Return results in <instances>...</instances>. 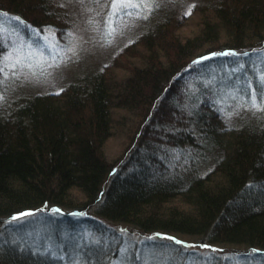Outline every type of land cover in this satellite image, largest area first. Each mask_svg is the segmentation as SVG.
I'll list each match as a JSON object with an SVG mask.
<instances>
[{"label": "trees", "instance_id": "obj_1", "mask_svg": "<svg viewBox=\"0 0 264 264\" xmlns=\"http://www.w3.org/2000/svg\"><path fill=\"white\" fill-rule=\"evenodd\" d=\"M155 5L110 63L54 96L0 108V223L67 206L142 233L246 246L264 261V110L250 106L264 101V0L193 1L178 16L199 19L187 35L169 30V4ZM61 8L0 0V11L40 31L60 29ZM121 59V79L107 80ZM232 92L246 104L234 119L214 103ZM140 111L122 168L109 165L102 148ZM89 251L90 264L104 263ZM0 264L65 263L14 245Z\"/></svg>", "mask_w": 264, "mask_h": 264}, {"label": "rangeland", "instance_id": "obj_2", "mask_svg": "<svg viewBox=\"0 0 264 264\" xmlns=\"http://www.w3.org/2000/svg\"><path fill=\"white\" fill-rule=\"evenodd\" d=\"M54 1L62 7L64 15L61 20H57L56 26L60 29L45 26V29L40 31L28 27L21 18L0 11V61L8 65L14 63L18 55L15 49L21 45V52H35L37 56L42 55L49 64L58 50L67 56L59 66L47 68L46 76L33 75L27 67L23 71L19 67L5 68V72L0 73V108L7 107L4 108L5 113L17 99L36 93L54 96L58 90L72 85L71 83L83 74L95 72L103 63H110L123 44L139 32L140 24H143L141 21L145 20V16L155 4L162 3L165 7L169 4L167 11L173 12V19L177 20V23H171L169 30L177 34H193L197 26H200L196 14L190 19L178 18L182 11L191 6V2L197 0H156L147 9H123L113 20L112 26L117 31L112 43L108 44L104 32L111 11V0ZM129 12L132 15H128ZM52 14L54 13L50 15ZM72 47L75 48V54L67 52V49ZM8 56H11V59L5 61ZM57 59L59 60V56ZM125 64L127 63H124V60H119L114 71L107 74V80L109 77V80L118 83L123 74L121 68H126ZM36 71L38 73L39 69ZM164 103L163 108H168V113L171 109L166 104L170 101L166 100ZM214 103L224 110L230 119L246 112L243 109L246 104H243L239 95L234 92L227 93ZM140 116L141 111L127 114L126 127L115 131L102 148L105 161L109 165H118L116 163L121 161L119 169L122 168L124 151L135 131L133 122L135 120L137 124ZM151 138L157 141V136ZM140 139V136L136 137V142ZM72 211L67 206L55 210L50 206H43L29 211L27 215H19L18 219L2 220L0 250L17 245L47 254L50 258L60 259L65 264H70L68 260L71 264L93 263L89 251L92 248L101 260L105 258L106 262L103 260V264H264V261L260 260L262 256L256 255L254 249L246 246L200 245L198 237L163 231L142 233L127 224L102 220L85 212L77 215ZM64 216L65 218H61Z\"/></svg>", "mask_w": 264, "mask_h": 264}, {"label": "snow or ice", "instance_id": "obj_3", "mask_svg": "<svg viewBox=\"0 0 264 264\" xmlns=\"http://www.w3.org/2000/svg\"><path fill=\"white\" fill-rule=\"evenodd\" d=\"M156 0H111V4H110V13L109 16L107 18L108 23H107V27L106 30L104 32V38L106 43L111 44L112 40L114 39V36L116 34L117 29L114 28L113 25V20L115 17H117L120 12L125 9V8H135V9H147L151 4L155 3ZM186 15L190 14V10L188 12L185 13ZM128 15H132L131 12L128 13ZM71 35V34H69ZM23 47V45L20 46V48H16L15 51H17L18 55L15 58L14 63H12L11 65H8L7 63H5L4 61H0V73H4L5 72V68L7 67H11L13 69H16L17 67H19V69L21 71H23V69L25 67H27L33 75H41V76H46L47 75V68L53 67V66H59V63L63 62L67 56L66 54H61L59 52V50L53 54L52 56V63H48L46 60H44L43 56H37L35 52L29 51L26 54L21 52V48ZM67 52H71L73 54H75V48H68ZM59 56V60L57 59V57ZM11 56L5 57V61L6 60H10ZM207 59V58H205ZM27 61H33L31 63L27 62ZM37 69H39V72L37 73ZM15 75V73H13ZM0 83H2V81H0ZM58 94V93H57ZM0 99H2V97H0ZM253 108H258L260 110H264V103L262 104H256L255 103V98H253L252 103L250 105ZM21 215H27V213H23ZM19 217H13V219H18Z\"/></svg>", "mask_w": 264, "mask_h": 264}]
</instances>
